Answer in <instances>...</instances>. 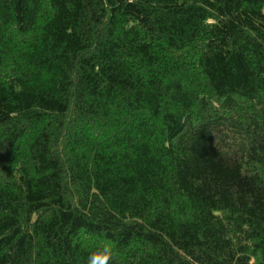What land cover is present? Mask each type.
Masks as SVG:
<instances>
[{
	"label": "trees",
	"instance_id": "obj_1",
	"mask_svg": "<svg viewBox=\"0 0 264 264\" xmlns=\"http://www.w3.org/2000/svg\"><path fill=\"white\" fill-rule=\"evenodd\" d=\"M264 264V0H0V264Z\"/></svg>",
	"mask_w": 264,
	"mask_h": 264
},
{
	"label": "clouds",
	"instance_id": "obj_2",
	"mask_svg": "<svg viewBox=\"0 0 264 264\" xmlns=\"http://www.w3.org/2000/svg\"><path fill=\"white\" fill-rule=\"evenodd\" d=\"M89 264H105V261L101 260L97 255L89 257Z\"/></svg>",
	"mask_w": 264,
	"mask_h": 264
}]
</instances>
